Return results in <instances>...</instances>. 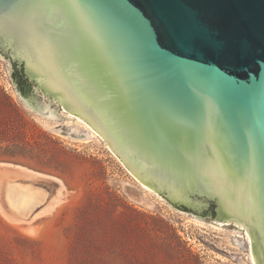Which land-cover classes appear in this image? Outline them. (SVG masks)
<instances>
[{"label":"water","instance_id":"obj_1","mask_svg":"<svg viewBox=\"0 0 264 264\" xmlns=\"http://www.w3.org/2000/svg\"><path fill=\"white\" fill-rule=\"evenodd\" d=\"M0 52L29 108L70 120L48 131L94 138L58 109L77 114L143 187L244 225L264 264V0H0Z\"/></svg>","mask_w":264,"mask_h":264},{"label":"rangeland","instance_id":"obj_2","mask_svg":"<svg viewBox=\"0 0 264 264\" xmlns=\"http://www.w3.org/2000/svg\"><path fill=\"white\" fill-rule=\"evenodd\" d=\"M9 63L0 52V162L12 163L0 164V264H250L235 223L206 235L167 200L170 206L150 193L144 202L129 199L126 188L136 183L103 141L48 131L70 120L46 121L29 108ZM13 164L44 175L26 177ZM9 180L31 183L46 199L28 213L14 210ZM53 195L58 202L48 210Z\"/></svg>","mask_w":264,"mask_h":264},{"label":"bare ground","instance_id":"obj_3","mask_svg":"<svg viewBox=\"0 0 264 264\" xmlns=\"http://www.w3.org/2000/svg\"><path fill=\"white\" fill-rule=\"evenodd\" d=\"M61 111H62V113H63V115L65 117L73 119L75 124H77L83 130L88 132V135L103 141V139L99 136V134L85 120H83L80 116H78L77 114L71 113V112H67V111H65L63 109H61ZM45 118H46V121H47L48 117H45ZM68 121L69 120H67V122ZM81 141L87 142L88 139H84V140H81ZM103 143H104V146L109 150V148L107 147V145L105 144L104 141H103ZM109 152L123 166V164L119 161V159L110 150H109ZM0 164H3V165L5 164V165H8V166L12 165V163H9V162H0ZM13 165L16 166L17 168H19L18 171L21 174H23L24 176L29 177V178H31L33 176H36V175L37 176L44 175L43 173H40L38 171H34L32 169H28V168H26V167H24L22 165H18V164H13ZM123 168L127 171V173L135 181L136 187H137V189H135V190L126 188L125 192H126V194H127L129 199H131L132 201H135V202H144V201H147V198H146L145 194L146 193H150L151 195L153 194L154 196H156L162 202L167 203L165 198L159 196L153 190H150V189H147V188L143 187L128 172V170L124 166H123ZM53 178L57 179L58 177L56 178L54 176ZM59 183H61V182H59ZM58 193H59V190H58ZM5 195H6V199H7L8 204H10V206L14 210L19 211L22 214L30 212L36 205H38L39 203H41L42 201H44L46 199V194L44 192H42L41 190H39L38 188L33 187L31 183H22V182H18L16 180L7 181L6 187H5ZM57 202H58V196L57 195H53L50 198V200L48 201V203L46 204V207H44V208L50 210V209L54 208V206L57 204ZM167 204L169 205V203H167ZM170 207L172 209L178 211L179 213L186 215L188 220L193 225H195L198 229H200L202 232L206 233V235L208 234L206 230H209V231H211L212 229L213 230H220L223 226H226V225L230 224L229 221L228 222H221V223H217V222H214V221H204V219L198 218L197 216H195L192 213L189 214V213L184 212L182 210H178V209H176V208H174L172 206H170ZM43 211L45 212V210H43ZM48 212H50V211H48ZM235 234L240 236V237H242L245 240V242L248 244V252H247V254H248V258L250 260V264H253L252 263L251 254H250V247H249L248 238H247V235L245 233V226L243 225V227H238V231H236Z\"/></svg>","mask_w":264,"mask_h":264},{"label":"flooded vegetation","instance_id":"obj_4","mask_svg":"<svg viewBox=\"0 0 264 264\" xmlns=\"http://www.w3.org/2000/svg\"><path fill=\"white\" fill-rule=\"evenodd\" d=\"M15 66H17V64H16ZM17 68H18V66H17ZM15 79L17 80L19 86L22 85V84H21V81L24 82L25 84L28 83V79L26 78L25 75H21V74H20L19 76L15 77ZM24 89H25V88H24ZM24 89H22V90H24Z\"/></svg>","mask_w":264,"mask_h":264}]
</instances>
